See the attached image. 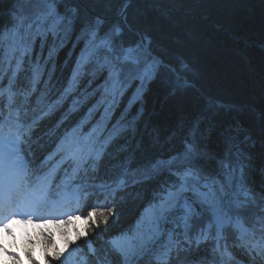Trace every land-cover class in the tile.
Instances as JSON below:
<instances>
[{
  "label": "trees",
  "instance_id": "16d2710c",
  "mask_svg": "<svg viewBox=\"0 0 264 264\" xmlns=\"http://www.w3.org/2000/svg\"><path fill=\"white\" fill-rule=\"evenodd\" d=\"M17 7L16 0H0V121L18 128L13 136L21 133L19 148L31 173L48 178L53 194L78 183L72 191L85 201L80 210L86 215L98 210L86 234L74 243L80 248L76 262L47 253L45 263L99 264L109 256L113 264H122L111 239L131 231L145 207L158 201L157 194L176 185L172 173L183 170L187 145H192L204 173L211 175L220 173L219 161L234 163L229 152L239 149L246 177L242 209L256 235L264 238V0H50L23 5L46 16L39 25L43 36L36 34L35 25L28 33L11 31L16 23L11 13ZM49 10L54 16H47ZM53 19L59 21L54 32L49 30ZM92 31L97 37L110 35L117 50L140 45L149 60L162 62L143 85L124 74V85L132 80L130 91L117 95L104 119L105 105L96 104L103 87L89 94L103 84L107 71L97 70L93 62L84 65L78 78L75 100L82 102L73 108L68 94L49 111L50 102L68 87ZM53 49L44 59L45 51ZM40 58L47 66L43 73ZM36 72L41 73L38 78ZM139 85L141 92L132 100ZM48 114V120L42 119ZM0 133L5 136V126ZM61 141L65 147L57 151ZM146 169L151 172L145 177ZM114 187L118 189L111 194ZM200 221L193 220L189 237L206 224ZM46 227L51 237L57 234L55 227ZM179 246L183 248L165 263L146 253L136 264H190L194 257L200 264L223 263L212 241L196 247L181 241ZM229 249L233 253L227 263L239 264L237 251ZM26 257L28 264H43Z\"/></svg>",
  "mask_w": 264,
  "mask_h": 264
},
{
  "label": "snow or ice",
  "instance_id": "6c2138e0",
  "mask_svg": "<svg viewBox=\"0 0 264 264\" xmlns=\"http://www.w3.org/2000/svg\"><path fill=\"white\" fill-rule=\"evenodd\" d=\"M50 0H16L18 5L15 8L11 15L16 21L13 29L11 30L14 34L19 33L21 30L28 33L31 32L34 25L36 26V34L46 35L45 32H41L39 25L43 23L46 19V16L38 8L29 11L23 5L25 4H40V3H49ZM47 16H54L53 11L49 10ZM59 21L53 19L52 29H49L54 32L55 25ZM117 34L119 29H116ZM0 35H3L0 33ZM52 53L49 52V57ZM93 62L96 66V69L103 72L107 71V76L104 78L102 85H97L96 89H93L94 94L100 87H103V94L101 99L96 101L97 105H105L101 113V119H104L108 115L109 108L111 104L115 102L117 95L121 94V90L124 87V83L121 81V74L130 76L133 79H139L141 84L151 79L152 75L156 72L159 62L154 58L149 60L146 55V50H142L140 45L136 47H127L124 48L121 46L118 50L114 45L110 35H104L102 37H97L95 31L90 33V39L88 40V45L81 52L80 57L76 62V67L73 70L72 79L68 87L64 92L56 99V101L50 102L49 111L54 108L57 104L60 103L70 92L77 86L78 78L84 74L83 67L84 65ZM19 67V64L17 65ZM35 77L38 78L40 75L39 72H36ZM92 75L95 76V71L92 72ZM35 83V80H34ZM91 84V81H89ZM8 105L9 107L12 104L11 99V81H9L8 89ZM107 96H111V100H106ZM87 97H85L86 99ZM82 101L74 100L73 108H75ZM91 112V109H89ZM47 113H45L46 115ZM3 126V121H0V127ZM95 130V129H94ZM76 130L73 129V132L69 136H74ZM21 133H17L13 139H9L7 136H4L0 133V173H7L11 168L16 166L18 159V147H19V137ZM65 147V142L61 141V144L58 146L57 151L62 150ZM76 147L79 148V144H76ZM74 149H70V152ZM99 152L97 151V156ZM70 158V157H66ZM173 159H176L175 157ZM87 159H83V163L87 164ZM184 167L182 171H173V175L177 177L178 183L168 189L163 190L158 193V202L152 205L151 210L148 213L149 222L151 225V231L148 234H139L136 237H129L127 235H122L114 238L110 241V244L114 251L118 252L124 261V264H135V261L143 256L148 250L149 245L155 243V239L161 235L164 231L163 225L172 224V229L168 230L169 233V244H172V233L176 228L181 226L184 229L185 239H188V230L191 227L190 221L195 215L197 217L206 213L210 217V221L207 225L208 228L212 227V222L215 223L217 227V239H219V229L222 228L225 224L233 220V213L238 212L243 208L242 203L235 198V193L233 191L234 187V173L235 169L230 168L229 164L225 160L219 161L220 173L218 175H211L204 173L203 169L199 166L196 154L193 151L192 145H187L186 152L182 160ZM171 164V161L167 162ZM156 165H153L154 169ZM79 170V166L75 168L74 173ZM87 173V168L84 169ZM151 169H146L143 176L149 175ZM120 184H123V180L120 181ZM192 193L195 197L194 200L190 202V197L184 195L185 193ZM264 200V197L261 198ZM196 204L199 206L200 211L198 212L193 205ZM38 211L36 205H21L15 204L12 201L10 195V189L7 184L0 185V230L12 234V226L15 224H33V214ZM24 213L27 218L20 219L18 218L17 213ZM98 210L93 208L84 218L85 226H90V222L95 221ZM260 212L264 214V205L261 206ZM81 220V216H68L67 219H46L42 218V224H37V227H40L42 231L48 236V241H51V234L47 232V225L51 224H69L73 221ZM236 226L240 227L239 216L235 217ZM108 216L103 215V222L107 223ZM261 228L264 229V215L260 217ZM98 227V224H97ZM246 231V230H245ZM203 238L207 239V233L202 229ZM81 236L80 232H77V239ZM136 243H133V241ZM200 238H197L196 243L199 244ZM191 243V241H189ZM90 250L94 252V249H91V242H88ZM253 248L257 250V253L261 256H264V242H256L253 244ZM0 250L7 253L12 257L13 264H23L22 259L17 253H12L8 251V248L0 243ZM29 260L34 259L31 252H27ZM61 253L59 251L54 253V256L57 260L60 259Z\"/></svg>",
  "mask_w": 264,
  "mask_h": 264
},
{
  "label": "rangeland",
  "instance_id": "374dc122",
  "mask_svg": "<svg viewBox=\"0 0 264 264\" xmlns=\"http://www.w3.org/2000/svg\"><path fill=\"white\" fill-rule=\"evenodd\" d=\"M44 8H46V7H44ZM42 51H43V49H42ZM53 51H55V50L54 49L50 50V51L46 50L45 51L46 56L44 59H47V57L49 56V52L54 53ZM39 55H41V54L39 53ZM150 59H153V57H150ZM156 59L160 64V58H156ZM40 63H41V65L39 67V70L41 71V73H43V71H45V70L47 71V66L44 64L42 59H41ZM158 67H157V69H158ZM49 71H50V69H49ZM41 73H40V75H41ZM123 77H124V74L121 75V80L123 79ZM138 81H140V80L138 79ZM130 82H132V80ZM130 82L128 81L124 85V87L122 88L121 95L123 93H125L126 96L128 95V93L130 91V87L132 85V83H130ZM141 87H142V85L138 86L137 90L135 91V93L132 97V100L135 99L138 96V94L141 92ZM75 90H76V87H74L71 90V92L69 93V95L71 96V99L73 101L77 97H79L75 93ZM49 115L50 114H48V116H46V117L45 116L42 117V119L48 120ZM185 145H187V144H185ZM229 155H231L233 157V158L231 157L232 160L233 159L235 160V162L232 163L231 165H229V167L235 169V173H234L235 180H234L233 191L235 193V198L240 201V200H242L240 197V194L241 195H243L242 193L246 194V192H245L246 187L244 186V181L246 180V177H245V174H242V172H244V164L242 161L243 159H242V156H241L238 148L232 149V151L229 152ZM15 159L17 160L16 166L11 168L8 172L13 171V173H14L15 167L19 168L20 166H22V168L25 169L26 164H25L24 160L20 156H18V159L15 157ZM8 172L7 173H0V183L6 182V184L9 185L10 189L18 190V192H16V195L17 194L18 195L14 197V201H15L14 204H24L27 202V200H30V201H28V204H29L34 199L35 200L33 203L37 207H39V202L42 203L45 201L48 206L55 203V200L52 199L49 201L46 198L47 196L49 197L50 190L47 193L46 188L42 189L43 186H46L47 189L50 188V186L48 187L42 181H38L37 183H33L34 185L30 186L29 183L27 182V180H23L22 183H21V181H17L14 178V176H12L13 173L11 174V176L9 178ZM13 181L16 182V184H17V187H15V188L11 185V183ZM36 187H39V188H36ZM74 187H77V185L72 186V188H74ZM67 192H69V191L62 192L60 199H62L63 197H65V198L68 197V196H65V193H67ZM34 193L35 194L39 193V194L35 195ZM46 193H47V195H46ZM69 193L73 194V192H69ZM184 195L190 197V202L195 199V197L190 192L185 193ZM76 197L78 198V195ZM157 202L158 201H154L145 207L144 211L141 213V216L138 219V222L135 223V225L131 231L123 232L121 234L115 235L111 240H113L116 237L122 236V235H127L130 237V236H138L139 234H145V235L148 234L151 231L150 222L148 220H146V221H144L146 224L144 222H142V225H140L139 222L143 220L142 215L145 213L146 209L150 207V210H151L152 205L157 203ZM64 207H66V205H64ZM193 207H195L198 212L200 211V208L198 205L194 204ZM55 209H56L55 207L52 208L48 213H42L40 211L35 212V214H33V217H32L34 220L33 224H29V225L15 224L12 226V234H8L7 232L0 233V243H2L5 247H7L9 252L17 253L20 256V258L22 259L23 264H25L24 252L22 250H20V248L22 247V236L25 233L29 232L30 229L37 227L36 226L37 224H42V218L65 220V219H67L68 216L79 215V216H81V220L73 221L72 223L63 224V225L59 226V228H58L59 233L56 236L51 238V241H50L51 247H48V250L59 251L62 254L61 255L62 257L68 258V260H70L71 262L72 261L76 262V260L78 259L77 253H79L80 248H76L74 246V243H76L78 240L77 239V232H80L81 236L83 234L84 235L86 234L85 233L86 226L84 223V218L87 217V215H83L80 210H78L77 208H74V207H70V205H69V207H67L65 209L63 208L64 210H61L58 213V215H54V213L56 212ZM232 215H233V220L231 222L225 224L223 227L230 225L232 228H234L235 223H236L235 217L237 215L239 216V223H241V224L247 223L246 222L247 212L244 211L243 209L239 210L238 212L233 213ZM196 218H202L203 221H200V222H204V223H209V221H210V217L206 213L202 214L199 217L194 215L192 217V220H194ZM192 220L190 221V223L192 222ZM167 225L172 229V227H173L172 224L169 223ZM167 225H163L162 227L164 228V226H167ZM212 225L214 227V233L212 232L211 228L207 227V224L205 226L206 228H203V230L207 233V236H208L207 239L203 238V233L201 232L202 229H197L193 236H190V237L188 236L187 240L185 239V236H184V229L181 226L180 228H178V232L181 231V237L178 238L179 239L178 243L179 242L181 243V239H182V241L187 243L188 246L193 244L196 247L198 245L196 243V241H197V238L199 237L200 238V242H199L200 246H202V245L204 246L207 244L208 241H212L213 244L216 245L215 249H217V242L219 240V239H217V227H216L214 222H212ZM33 226H35V227H33ZM36 229H38V227ZM220 229H219V233H220L219 238L222 235ZM162 233H161V235H162ZM27 241L29 242V248H30L31 253L35 257L41 259V257L43 256V253L45 252L46 247L49 246L48 238L43 237L42 234L34 231V232L29 233ZM166 241H169V234L166 237ZM189 241H191V243H189ZM202 243H204V244H202ZM158 244H159V241H158V237H157L155 239V243L149 245V248L146 251L147 253H151L155 260L163 258V255L167 251L166 246H163L164 247L163 248L161 245H158ZM155 245L156 246L158 245L156 247L157 249L153 250ZM181 246H183V245H181ZM179 248L182 249L183 247L179 246ZM91 249H94L93 245H92ZM162 249L165 250L163 253H162ZM146 252L143 256L147 255ZM218 252H220L219 254H221V259H222L221 261L226 260V257L229 256L226 254V252L224 250L222 252L221 251H218ZM143 256H141V257H143ZM10 257H11L10 255H8L7 253L0 250V264H4L7 260H9ZM118 257L121 260L122 264H124L122 256L120 254H118ZM83 259L85 260L84 257H83ZM138 261H139V259H138ZM166 261H167V257H164L163 259L160 260L159 263H165ZM99 264H113V261L111 260V258H109V256H107V257H104L103 259L100 258Z\"/></svg>",
  "mask_w": 264,
  "mask_h": 264
},
{
  "label": "bare ground",
  "instance_id": "6f19581e",
  "mask_svg": "<svg viewBox=\"0 0 264 264\" xmlns=\"http://www.w3.org/2000/svg\"><path fill=\"white\" fill-rule=\"evenodd\" d=\"M127 5L129 6L130 5V2L129 3H127ZM125 8V7H124ZM128 8V7H127ZM248 140V139H247ZM11 191V190H10ZM79 205H80V203L78 204V207H79ZM79 210H80V208H79ZM81 211V210H80ZM149 211H150V207L149 208H147L146 209V211H145V213L142 215V218H143V220L142 221H140L139 222V224L140 225H142V222H144V221H146V220H148L149 221V216H148V213H149ZM82 212V211H81ZM147 218V219H146ZM137 222H138V220H137ZM145 223V222H144ZM146 224V223H145ZM3 231L2 230H0V233H2ZM130 237H136V236H130ZM133 243H136V241L134 240L133 241ZM164 248V247H163ZM165 250H163L162 249V253L164 252ZM147 253V252H146ZM141 258V257H140ZM154 258V257H153ZM139 259V258H138ZM137 259V260H138ZM162 259V258H161ZM137 260L135 261V264L137 263Z\"/></svg>",
  "mask_w": 264,
  "mask_h": 264
},
{
  "label": "water",
  "instance_id": "95a60500",
  "mask_svg": "<svg viewBox=\"0 0 264 264\" xmlns=\"http://www.w3.org/2000/svg\"><path fill=\"white\" fill-rule=\"evenodd\" d=\"M127 7H128V5L125 6V8H124V10H123V14L126 13Z\"/></svg>",
  "mask_w": 264,
  "mask_h": 264
}]
</instances>
